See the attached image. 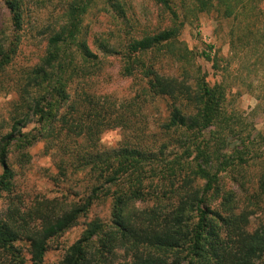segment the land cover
Masks as SVG:
<instances>
[{
    "label": "trees",
    "instance_id": "1",
    "mask_svg": "<svg viewBox=\"0 0 264 264\" xmlns=\"http://www.w3.org/2000/svg\"><path fill=\"white\" fill-rule=\"evenodd\" d=\"M3 1L10 23L8 35L0 39V72L15 64L27 13L24 0ZM154 1L170 24L144 29L141 35L122 29L123 40L118 31L93 33L88 18L107 14L129 23L128 0H69L57 20L35 28L45 52L16 81L18 99L0 134V202L6 201L0 208V264H26L20 242L28 245L31 264H45L50 243L107 202L109 221L89 222L58 264L264 260V221L251 227L254 215H264V166L256 177L248 174L258 161L264 164V136L246 124L236 106L243 80L241 68L232 70L248 46V35L253 37L251 51L259 44L252 22L258 17V0H198V12L215 13L231 23L227 58L213 45L198 55L222 74L214 84L196 64L197 54L179 42L184 22H179L172 0ZM243 18L247 26H242ZM178 44L184 48L172 59L187 61L191 71L165 74L144 60L146 55L171 53ZM102 56H120L121 74H139L142 91L166 101L168 116L155 124L134 98L120 101L90 92L84 85L101 70ZM116 129L125 132L124 140L106 148L102 135ZM40 142L55 165L50 179L57 187L82 185L75 194L26 203L17 193L10 155L17 152V165L23 169L32 162L30 149ZM228 176L236 189L225 187Z\"/></svg>",
    "mask_w": 264,
    "mask_h": 264
},
{
    "label": "rangeland",
    "instance_id": "2",
    "mask_svg": "<svg viewBox=\"0 0 264 264\" xmlns=\"http://www.w3.org/2000/svg\"><path fill=\"white\" fill-rule=\"evenodd\" d=\"M69 0H24L26 13V30L22 33V43L18 56L12 68L6 72H0V134L2 129H6L10 113L15 107L18 99L15 89L17 80L22 72L33 67L39 59L44 55V41L37 39L35 28L37 25L42 26L58 19V14L63 10ZM127 15L129 23L121 20H114L107 14H91L88 18L92 32H109L118 31L121 40L125 37V33H120L122 29H126L131 35H141L143 30H154L158 27H165L170 24L169 18L162 8L156 4L154 0H128ZM208 1V0H203ZM180 19L184 22L179 36V42L183 43L189 50L197 54L196 64L200 66L203 72L207 73L208 81L211 84L219 82L222 74L213 69L212 63L198 57L208 45H213L215 51L223 58L229 55V29L231 23L223 20L215 13H200L198 0H172ZM188 19L185 21V16ZM257 19H253L254 30L259 40L257 47L251 51V42L253 37L248 35L245 39L248 46L241 54V60L235 62L232 70L236 67L241 68V78L243 80L241 86V96L236 99V106L242 111L246 124H252L264 136V0L257 1ZM257 22V23H256ZM10 23L9 13L5 2L0 0V39L8 35V27ZM251 24V22H250ZM248 22L242 20V26H247ZM5 33L4 35L2 34ZM261 34V35H260ZM130 36V35H128ZM246 42V43H247ZM90 45L96 51V47L91 39ZM175 50L170 52H162L161 54H150L144 56L146 62L156 63L162 68L165 74L178 76L185 69H189L188 62L180 59L175 62L172 58L178 54L179 49L184 48L178 44ZM166 56V57H165ZM103 64L101 70L96 76H92L87 80L86 85L89 86L90 92L96 93L98 96H108L116 100H132L136 99L145 106V114L148 115L150 122L157 124L168 116V104L161 99H151L142 91L144 81L139 74L133 77H124L121 74L122 60L120 56H102ZM166 58V59H165ZM191 71V70H190ZM137 96H141L137 99ZM136 97V98H135ZM125 138V132L121 130H110L102 135L101 144L106 148H115ZM264 150V140H261ZM45 143L40 142L30 149L32 162L27 167L21 169L17 165V152L13 151L10 155V163L17 172L16 184L17 193L23 195L26 203L36 201L45 197H57L64 194L63 192H72L76 187L73 183L62 184L61 187L55 186L50 179L55 174L56 169L52 157L44 155ZM264 159V156H263ZM264 164L260 161L255 166L248 169V174L256 177ZM2 169L0 168V174ZM254 181V180H253ZM227 189L235 188L233 179L228 176L224 180ZM249 186V185H248ZM253 185H250V188ZM242 197V196H240ZM243 198V197H242ZM6 206V201L0 202V208ZM95 218L102 219L107 223L110 218V202L97 205L94 210L86 217L82 218L78 225L68 230L62 236L50 243V249L46 255L45 264H58L64 257L67 249L74 244L82 235L86 226ZM264 221V215L259 212L251 218V227L256 228ZM21 251V256L25 259L26 264H31L28 245L25 242L17 244ZM123 256L122 251L120 252ZM10 258V257H9ZM120 260H123L121 257ZM264 264V260L260 263Z\"/></svg>",
    "mask_w": 264,
    "mask_h": 264
}]
</instances>
